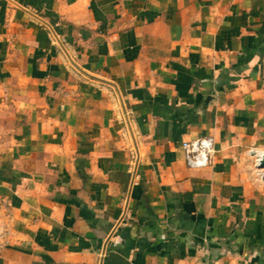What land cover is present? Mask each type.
<instances>
[{"label": "crops", "instance_id": "0c3cea01", "mask_svg": "<svg viewBox=\"0 0 264 264\" xmlns=\"http://www.w3.org/2000/svg\"><path fill=\"white\" fill-rule=\"evenodd\" d=\"M257 151L264 0H0V264H264Z\"/></svg>", "mask_w": 264, "mask_h": 264}, {"label": "built area", "instance_id": "2783aa9c", "mask_svg": "<svg viewBox=\"0 0 264 264\" xmlns=\"http://www.w3.org/2000/svg\"><path fill=\"white\" fill-rule=\"evenodd\" d=\"M185 153L186 165L190 169H204L211 163L215 153V144L212 137H199L185 141L182 144ZM262 157H258L257 165Z\"/></svg>", "mask_w": 264, "mask_h": 264}, {"label": "water", "instance_id": "95a60500", "mask_svg": "<svg viewBox=\"0 0 264 264\" xmlns=\"http://www.w3.org/2000/svg\"><path fill=\"white\" fill-rule=\"evenodd\" d=\"M258 167L264 169V155H263L262 158L260 159V162H259V164H258Z\"/></svg>", "mask_w": 264, "mask_h": 264}, {"label": "bare ground", "instance_id": "6f19581e", "mask_svg": "<svg viewBox=\"0 0 264 264\" xmlns=\"http://www.w3.org/2000/svg\"><path fill=\"white\" fill-rule=\"evenodd\" d=\"M257 156L258 157H262L263 156V153H264V151H257ZM261 171H264V170H261Z\"/></svg>", "mask_w": 264, "mask_h": 264}]
</instances>
